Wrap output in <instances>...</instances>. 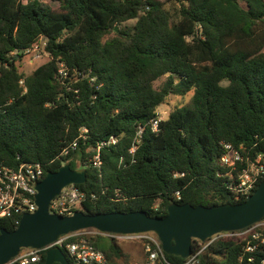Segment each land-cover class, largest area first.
<instances>
[{"label":"trees","instance_id":"16d2710c","mask_svg":"<svg viewBox=\"0 0 264 264\" xmlns=\"http://www.w3.org/2000/svg\"><path fill=\"white\" fill-rule=\"evenodd\" d=\"M50 1L0 0V162L85 168L77 186L90 214L164 217L171 203L245 201L229 193L220 161L224 144L264 152V0ZM42 43L49 59L26 75L19 62ZM190 93V104L160 119L171 95ZM20 219L1 220L0 230ZM95 245L110 264L135 261L106 239ZM243 245L221 238L208 264H238Z\"/></svg>","mask_w":264,"mask_h":264},{"label":"built area","instance_id":"2783aa9c","mask_svg":"<svg viewBox=\"0 0 264 264\" xmlns=\"http://www.w3.org/2000/svg\"><path fill=\"white\" fill-rule=\"evenodd\" d=\"M44 46L45 43L37 44L33 49H39L40 53H44ZM59 73L62 77L66 76L63 64H60ZM151 125L153 130H157L158 120ZM83 132H86V129H83ZM141 134L142 129L138 132L139 136ZM116 141V138L111 137L108 141L100 143L96 154L90 160L93 167L101 166L100 149L115 144ZM77 147L78 143L75 140L64 148L50 164L61 161ZM224 148L226 152L220 162L223 169L221 175L227 182V189L235 200L248 198L264 180V152L254 156L245 150L244 146L236 148L233 145L224 144ZM130 152H135V145ZM46 173L45 166L41 163L10 165L0 162V221L16 216L22 217L24 214H33L37 211L35 185L46 176ZM176 196L179 198L180 193L176 192ZM91 197L95 198V195L92 194ZM86 199L85 191L77 185H68L52 200L49 210L54 214L70 216L81 209ZM234 236L241 237L244 242L238 264H264V221L240 231L216 234L204 242L196 240L192 254L181 262L168 258L160 240L152 232L119 234L85 229L63 235L40 249H22L19 255L7 264H41L43 259L45 264L46 252L52 248L61 249L73 264H110L108 257L95 245L99 239H106L118 246H141L143 256L141 262L137 264H203L204 256L208 254V249L214 243L221 238Z\"/></svg>","mask_w":264,"mask_h":264},{"label":"water","instance_id":"95a60500","mask_svg":"<svg viewBox=\"0 0 264 264\" xmlns=\"http://www.w3.org/2000/svg\"><path fill=\"white\" fill-rule=\"evenodd\" d=\"M86 182L85 168L72 169L66 163L55 172L48 171L35 185L37 211L24 214L14 230H0V264H7L22 249H40L63 235L85 229L119 234L152 232L167 255L186 259L192 254L196 240L204 242L222 232L240 231L264 219V180L241 203L196 207L171 203L164 217H152L144 210L97 214L78 210L70 216L50 212L52 200L64 187ZM208 259L207 254L204 264H208ZM45 264L72 263L61 249L52 248L46 252Z\"/></svg>","mask_w":264,"mask_h":264},{"label":"rangeland","instance_id":"374dc122","mask_svg":"<svg viewBox=\"0 0 264 264\" xmlns=\"http://www.w3.org/2000/svg\"><path fill=\"white\" fill-rule=\"evenodd\" d=\"M44 1H49L53 5H56L54 2H51L50 0H44ZM161 1L166 3L165 4L166 7L168 8L170 7V2H168V0H161ZM134 23H135V20L128 22V24H134ZM38 54H41V55L38 56ZM48 59H49L48 54L40 53L39 49H33L21 59V61L19 62V65L21 66V71H23L26 75H30L36 68H38L39 66L47 62ZM191 95L192 93L184 97H178V96L171 95L168 98L167 104L161 106L158 109L159 117L161 119H165L168 113L176 106L190 104ZM120 247L123 249L124 253H129L130 255L134 257L135 261L132 262L131 264H137L141 262L142 254H141V250L138 247L133 246V245H123Z\"/></svg>","mask_w":264,"mask_h":264}]
</instances>
